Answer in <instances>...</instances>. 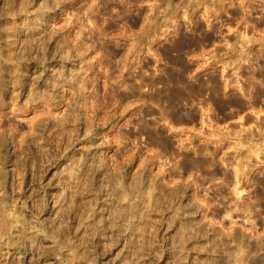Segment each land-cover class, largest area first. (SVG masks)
Wrapping results in <instances>:
<instances>
[{
	"label": "rangeland",
	"instance_id": "obj_1",
	"mask_svg": "<svg viewBox=\"0 0 264 264\" xmlns=\"http://www.w3.org/2000/svg\"><path fill=\"white\" fill-rule=\"evenodd\" d=\"M263 62L264 0H0V264H264Z\"/></svg>",
	"mask_w": 264,
	"mask_h": 264
},
{
	"label": "bare ground",
	"instance_id": "obj_2",
	"mask_svg": "<svg viewBox=\"0 0 264 264\" xmlns=\"http://www.w3.org/2000/svg\"><path fill=\"white\" fill-rule=\"evenodd\" d=\"M209 13V12H208ZM213 30V29H212ZM216 31V30H215ZM180 40V39H179ZM192 40H194V39H192ZM196 40V39H195ZM204 40V39H203ZM185 41V40H184ZM191 42V41H190ZM194 42H196V41H194ZM199 42V41H198ZM174 43V42H173ZM181 46H182V44L180 43V42H178V41H175V43H174V45L171 47V49L173 50V51H178L180 48H181ZM240 46V45H239ZM262 46V45H261ZM235 47H233V49H234ZM238 48L239 47H237V49L235 50V54H236V52H238ZM245 48V47H244ZM243 49V48H242ZM172 51V52H173ZM231 51V50H230ZM229 51V52H230ZM239 51H241L240 49H239ZM246 52V51H245ZM176 54V53H175ZM230 54H231V52H230ZM235 54H233L234 56H235ZM232 55V56H233ZM236 57V56H235ZM237 57H239V54H238V56ZM238 60L236 59V61L235 62H237ZM241 62V61H240ZM256 62V61H255ZM238 63V62H237ZM249 63V62H248ZM252 63V62H251ZM250 64V63H249ZM254 65H256V64H254ZM258 65V64H257ZM263 65H264V62H263ZM253 66V65H252ZM252 66H251V68H252ZM247 67H249L250 68V66L248 65ZM258 67H260V65L258 66ZM238 69H239V67H238ZM254 69V68H253ZM260 69V68H259ZM261 70V69H260ZM254 71V70H253ZM252 71V72H253ZM264 71V70H263ZM257 72V71H256ZM261 74V73H260ZM252 75H254V74H252ZM261 76V75H260ZM257 77H259V76H257ZM260 78V77H259ZM173 79V78H172ZM174 79H175V77H174ZM247 80H248V84H250L251 86H253V85H255L256 83H258L259 81H261V80H257V81H254V78H252V77H249V78H246ZM263 79V78H262ZM177 80V79H176ZM255 80H256V78H255ZM174 82H176L175 80H174ZM217 82H218V80H217ZM207 83H209V82H207ZM206 83V84H207ZM201 84V83H200ZM247 84V83H246ZM213 85V84H212ZM216 85V84H215ZM249 85V86H250ZM258 85H260L259 83H258ZM208 86V85H207ZM207 86H205V87H203L202 85L198 88L197 87V89L195 88V89H192L191 91H189V93L188 94H190V95H196V94H199V93H203V90H205L206 92L207 91H209V92H211L212 93V96L214 95V101H215V103L216 104H218V106L220 107V108H223L225 105H226V102L224 101H222L219 97V95H218V92L216 91V90H211V89H207L206 87ZM214 86V85H213ZM217 86V85H216ZM248 86V87H249ZM260 87V86H259ZM253 89V88H252ZM256 89H258V87L256 88ZM217 90H218V88H217ZM180 92H181V90H180ZM179 91L178 92H175L174 93V95L172 96L173 98H181V93H180ZM183 92V91H182ZM188 92V91H187ZM205 92V93H206ZM256 93H257V90L255 91ZM184 93H186V92H184ZM214 93V94H213ZM187 95V94H186ZM189 96V95H188ZM187 97V96H186ZM238 99V98H237ZM212 100V99H211ZM242 102V101H241ZM233 103V102H232ZM235 103L237 104V105H239V102L237 101H235ZM233 105V104H232ZM241 105H243V103L241 104ZM217 106V107H218ZM247 119V118H246ZM250 119V118H249ZM249 121V120H248ZM264 124V123H263ZM255 130L253 131V130H251L250 128H248V129H246L245 130V135H244V137H246V138H248L247 140L248 141H251L250 139L252 138V137H254V134L256 133L255 131H257V135H255L257 138H260V140H264V134H263V130H264V127H262L261 125H255ZM223 136H225V135H223ZM236 136L237 137H242L243 135L242 134H240V133H238V134H236ZM262 142V141H261ZM260 143V142H259ZM261 145L263 144V143H260ZM249 146V145H248ZM248 146H247V148H248ZM253 147L254 148V150H253V148H251V147ZM249 147L251 148H249V149H247V151H244V154L242 153V155H244L245 157H246V159H247V161L254 155V153H255V150H257V147H256V145L255 144H253L252 143V145H250ZM250 150H252V151H250ZM240 152H242L241 150L238 152V155H239V159H240V155H241V153ZM237 155V156H238ZM243 157V156H242ZM245 159V158H244ZM245 159V160H246Z\"/></svg>",
	"mask_w": 264,
	"mask_h": 264
}]
</instances>
